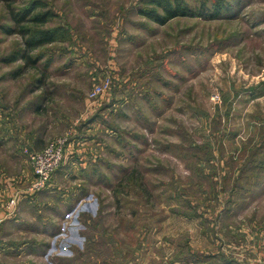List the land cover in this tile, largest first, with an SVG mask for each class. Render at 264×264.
<instances>
[{
    "label": "rangeland",
    "instance_id": "374dc122",
    "mask_svg": "<svg viewBox=\"0 0 264 264\" xmlns=\"http://www.w3.org/2000/svg\"><path fill=\"white\" fill-rule=\"evenodd\" d=\"M33 1L57 41L6 64ZM141 1L0 0V264H264V0L164 26Z\"/></svg>",
    "mask_w": 264,
    "mask_h": 264
},
{
    "label": "trees",
    "instance_id": "16d2710c",
    "mask_svg": "<svg viewBox=\"0 0 264 264\" xmlns=\"http://www.w3.org/2000/svg\"><path fill=\"white\" fill-rule=\"evenodd\" d=\"M207 1L201 0V7L195 8L189 0H142V6L139 7L138 11L147 20L164 26L175 18L187 16L217 19L219 15H227L235 4L236 6L240 5V0H215V4L212 0L213 5H208ZM42 8L41 2L33 1L25 8L12 9L9 12L11 24H14L15 27H20L18 31L17 28L15 29L17 33L23 36L24 40L22 48L18 46L17 49L4 58L6 64L21 61L24 67L34 66L44 55L41 52L34 57L31 53L39 52L44 46L57 41L56 34L60 29L45 28L52 13L42 12ZM12 26L6 29L7 33H10L14 29V26ZM37 85L42 90L41 84Z\"/></svg>",
    "mask_w": 264,
    "mask_h": 264
},
{
    "label": "built area",
    "instance_id": "2783aa9c",
    "mask_svg": "<svg viewBox=\"0 0 264 264\" xmlns=\"http://www.w3.org/2000/svg\"><path fill=\"white\" fill-rule=\"evenodd\" d=\"M97 94L98 92H95L94 96ZM64 142L65 140L63 139L57 143H51L44 152L31 156L32 165L35 168V175L38 178L33 191L44 189L53 174L61 168L64 158Z\"/></svg>",
    "mask_w": 264,
    "mask_h": 264
}]
</instances>
